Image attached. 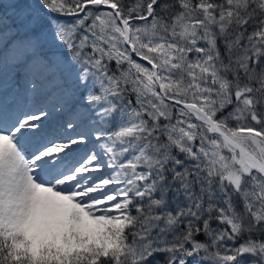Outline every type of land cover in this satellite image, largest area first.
Wrapping results in <instances>:
<instances>
[{
	"label": "snow or ice",
	"instance_id": "obj_1",
	"mask_svg": "<svg viewBox=\"0 0 264 264\" xmlns=\"http://www.w3.org/2000/svg\"><path fill=\"white\" fill-rule=\"evenodd\" d=\"M0 9V264H264V0Z\"/></svg>",
	"mask_w": 264,
	"mask_h": 264
},
{
	"label": "rangeland",
	"instance_id": "obj_2",
	"mask_svg": "<svg viewBox=\"0 0 264 264\" xmlns=\"http://www.w3.org/2000/svg\"><path fill=\"white\" fill-rule=\"evenodd\" d=\"M0 10H2V9H0ZM76 18H68V19H66L65 21H67V22H72L73 20H75ZM114 63L115 62H113V65H114ZM217 226H219L218 225V222H214V224H213V227H217ZM198 239H200L201 241H204L205 239H206V237H199ZM240 241H238V243H239Z\"/></svg>",
	"mask_w": 264,
	"mask_h": 264
},
{
	"label": "water",
	"instance_id": "obj_3",
	"mask_svg": "<svg viewBox=\"0 0 264 264\" xmlns=\"http://www.w3.org/2000/svg\"><path fill=\"white\" fill-rule=\"evenodd\" d=\"M68 18H76V17H72V16H61V17H59V19H62V20H66Z\"/></svg>",
	"mask_w": 264,
	"mask_h": 264
},
{
	"label": "trees",
	"instance_id": "obj_4",
	"mask_svg": "<svg viewBox=\"0 0 264 264\" xmlns=\"http://www.w3.org/2000/svg\"><path fill=\"white\" fill-rule=\"evenodd\" d=\"M199 237H205V236H204L203 234H200V235L198 236V238H199Z\"/></svg>",
	"mask_w": 264,
	"mask_h": 264
}]
</instances>
